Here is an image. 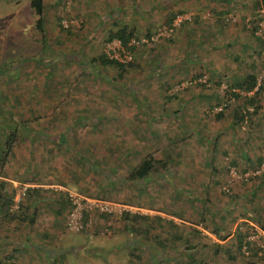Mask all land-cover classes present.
I'll list each match as a JSON object with an SVG mask.
<instances>
[{"label": "rangeland", "instance_id": "1", "mask_svg": "<svg viewBox=\"0 0 264 264\" xmlns=\"http://www.w3.org/2000/svg\"><path fill=\"white\" fill-rule=\"evenodd\" d=\"M41 1L42 31L31 0H0V174L14 175L15 192H54L40 201L26 195L15 217L0 212V264H172L166 257L182 241L155 247V235L171 231L151 218L139 226L155 225L148 238L130 232L121 211L173 219L186 237L196 227L208 245L201 264H263L264 91L256 114L241 120L246 93L234 85L248 74L264 85V40L256 38L264 39V14L255 0ZM178 15L189 18L172 26ZM116 21L135 28L138 45L122 77L94 60ZM147 154L165 164L128 178ZM58 191L121 210L109 225L72 232L50 196ZM253 208L263 226L245 210ZM238 227L261 247L256 255L236 250Z\"/></svg>", "mask_w": 264, "mask_h": 264}, {"label": "trees", "instance_id": "2", "mask_svg": "<svg viewBox=\"0 0 264 264\" xmlns=\"http://www.w3.org/2000/svg\"><path fill=\"white\" fill-rule=\"evenodd\" d=\"M255 4L260 8L264 7V0H255ZM30 6L32 7L34 13H36L38 15V19H37V23H36V27L42 31V14H43V4L41 0H31L30 2ZM174 17V16H173ZM173 17H171L167 22L169 23V28H173L172 26H170ZM60 19V18H59ZM62 25H60L61 27ZM258 30V26H254L252 29V33L256 32ZM136 38V32H135V28L133 27H129L128 25H120L117 21L113 23V28H111L109 30L108 36H107V40L108 41H112V40H116L118 39L121 44L131 52V54L134 55V53H136V51L138 50V45L136 44H130V41L132 39ZM256 38L261 41V43H263V38L260 36H256ZM94 60L99 61L103 66H113L115 68H117L119 70V77H122V73L125 72V70L128 67H133L134 65V61H130L128 63H119L118 61H116L115 59H111L108 58L107 55L105 53L101 54L100 56H98L97 58H95ZM85 71L83 70V72L81 74H83ZM257 78L254 75L248 74L244 80L234 84L236 86V88L239 89V91L245 92L246 94H244L243 96V100H244V104H245V108H244V112L241 113V120H244L245 114L248 115H252V114H256L257 110L260 108L259 105V94L261 92L264 91V85L263 84H258L257 83ZM248 93V94H247ZM234 97H236V99H240L241 95L239 93H232ZM252 109V111H250V108ZM216 118L220 119L223 118V113L222 112H217L215 113ZM235 116H237L235 114ZM61 138V137H60ZM11 142L13 141V138L10 137L9 139ZM8 144V143H7ZM6 144V145H7ZM12 145H9V148H11ZM162 165L165 164V162H163L161 159H155L151 154H147L145 157H141L139 159V162L130 170L129 176L128 178L130 179H144L147 176H149L150 174L154 173L156 171V165L157 164H161ZM259 164L262 163V160L259 159ZM111 172V170H110ZM264 174V172H263ZM11 182H8V180H4V179H0V203H1V209L0 212H2V214L4 215H8L11 217H15L18 215V213L21 212V208H23L24 206V201L21 202L20 207L18 210H16L13 213L9 212V207L12 204L13 201V197L15 194V189L13 188V186L10 184ZM8 189V191H7ZM229 191V189H228ZM37 191H34V189H27V194L26 195H31L32 193H35ZM256 193V189H254L252 191V196L253 194ZM255 195V194H254ZM204 197H199V199L203 200L204 202H208V200L206 198L202 199ZM61 199H64V197H61ZM63 206L65 207V209H67V212L70 208V203L68 202V200H65L64 204L61 205L60 207L63 208ZM59 207V210L62 208ZM247 212L251 211L249 213V216H251L254 220L258 221L260 225L263 226V222L261 221V216L260 213L253 208L252 210H248L245 209ZM216 213V212H215ZM248 214V213H247ZM7 217V216H6ZM107 216L104 215L103 218H106ZM20 218L25 219L24 216H20ZM34 217H31V219H29V221L31 223L34 222ZM152 218L153 221L157 222V225H162V226H166L170 231L171 234L167 237H159L158 235H155V247H166L168 245V243L175 241V242H180L182 241V248H178L176 253H169L170 255H168L166 258L168 260H171L170 263L172 264H201V258H198L200 256H202V254L200 255V250L202 251L204 247L208 246L205 242H202V240H204V237L206 238L205 235L202 234L201 231H199V229H197L196 227H190L189 229V236L186 237L184 235L181 234V228L179 225H177L173 219H163L160 216H155V217H150L147 215H139V214H135V213H131V212H123L121 213L119 219H121L124 222V229L128 230V231H133L134 233L136 231H139V226H141L140 223L144 222V221H148ZM200 220L202 221H206L205 217L200 214L199 215ZM233 220H236V217H233ZM244 224V223H243ZM138 227V229H137ZM155 228V225H153V223H149V226L147 228H142L139 232L143 233L144 236L146 238L150 229L149 228ZM212 230L214 231L215 235L223 238L224 236L220 233V228H215L213 227ZM248 235V230L246 231H242L240 230V227H238L235 231V237H236V250L238 251V253L240 255H242L244 257L243 252L247 251L248 254H257L258 250H262L261 247L258 246L257 243H252L251 241H246V237ZM198 240H197V239ZM196 239V240H195ZM201 239V240H200ZM212 248L214 253L218 254L219 252H221V245L220 243L216 242V241H210L209 243ZM136 247H133L132 249H135ZM226 253L229 255L231 250L230 249H226L225 250ZM203 253V252H202ZM129 255L133 256L134 258H136L137 256L132 253V251L129 249L128 252ZM9 258V257H7ZM161 260H164V256L161 257ZM203 258V257H202ZM138 259H140L138 257ZM147 262H145V264H156V263H150L151 258L149 257L147 260ZM247 264H255V263H251L247 260ZM257 264V263H256ZM264 264V263H263Z\"/></svg>", "mask_w": 264, "mask_h": 264}, {"label": "built area", "instance_id": "3", "mask_svg": "<svg viewBox=\"0 0 264 264\" xmlns=\"http://www.w3.org/2000/svg\"><path fill=\"white\" fill-rule=\"evenodd\" d=\"M260 12L264 14V7L260 9ZM189 16L178 15L174 20L172 26H179L184 19H188ZM64 27L68 25L64 24ZM167 29L162 30L159 35L164 34ZM130 44H135V41L132 39ZM105 54L108 58L115 59L119 63H128L132 61V54L127 50L121 42L116 39L109 41L107 43V49ZM27 186L16 190L12 204L9 207V212L13 213L19 209L21 202L24 200L27 194ZM67 198L70 203V208L66 214L65 224L69 231L72 232H89L92 231L96 225L101 224H110V217H112L117 209V204L110 201L94 198L89 196H84L78 193L68 191ZM121 208V207H120ZM121 213H123L121 211ZM106 215V218L103 216ZM2 222V217L0 215V224Z\"/></svg>", "mask_w": 264, "mask_h": 264}, {"label": "crops", "instance_id": "4", "mask_svg": "<svg viewBox=\"0 0 264 264\" xmlns=\"http://www.w3.org/2000/svg\"><path fill=\"white\" fill-rule=\"evenodd\" d=\"M43 4V3H42ZM36 26V25H35ZM42 27H43V18H42ZM43 29V28H42ZM1 162H4L3 161V159L1 160ZM13 177H14V175H11V176H3V175H1L0 174V179H4V180H8V182H13V183H17L18 181H15V180H13ZM37 187H39V186H44V188H53V186L54 185H52V184H46V185H36ZM50 186H52V187H50ZM31 188V187H30ZM60 189H61V187H60ZM50 190H51V192H54L52 189H46V190H43V189H38L37 190V192H35V193H33L32 194V197H33V199H35V201H40L41 200V197H39L40 195H43V193H48V192H50ZM36 196H38L39 197V199H36L37 197ZM52 198H53V202H55V204H61V205H63L64 204V202H65V200H67L66 199V197H65V195H63V193L62 192H60V191H58L57 193H52V195H50ZM31 197V198H32ZM36 197V198H35ZM61 197H64L65 198V200L64 199H61ZM52 201H50V202H52ZM60 208H62V207H60ZM60 214L59 215H62V214H66V212H67V209H65V207L63 206V208H62V210L60 209ZM37 213H35V211H34V213H33V216H35Z\"/></svg>", "mask_w": 264, "mask_h": 264}]
</instances>
